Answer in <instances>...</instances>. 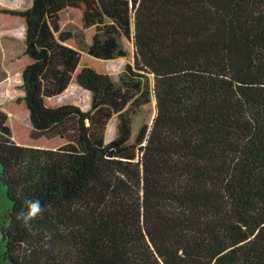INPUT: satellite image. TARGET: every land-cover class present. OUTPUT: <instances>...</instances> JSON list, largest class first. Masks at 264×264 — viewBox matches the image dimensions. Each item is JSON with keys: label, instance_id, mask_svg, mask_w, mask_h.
Returning <instances> with one entry per match:
<instances>
[{"label": "trees", "instance_id": "16d2710c", "mask_svg": "<svg viewBox=\"0 0 264 264\" xmlns=\"http://www.w3.org/2000/svg\"><path fill=\"white\" fill-rule=\"evenodd\" d=\"M0 22L25 28L23 94L0 107L8 264H264V0H32ZM73 80L88 110L53 102Z\"/></svg>", "mask_w": 264, "mask_h": 264}, {"label": "rangeland", "instance_id": "374dc122", "mask_svg": "<svg viewBox=\"0 0 264 264\" xmlns=\"http://www.w3.org/2000/svg\"><path fill=\"white\" fill-rule=\"evenodd\" d=\"M31 2L32 0H0V6L26 9L31 5ZM59 24L60 29L69 30L76 34V43L80 44L82 40V28L79 18L68 11H64L61 13ZM24 31L25 28L22 25L3 28L0 22V107H2L1 105L4 102L12 103L15 98L23 94L21 89V74L16 69V65L18 64V55L24 48ZM126 62V60L118 58L105 60L104 71L114 81H117ZM53 102L57 105L74 104L82 110H88L91 106V93L73 80L62 94L53 98ZM152 111L154 112V105ZM152 111L141 108L132 116L130 143L133 142L144 120L151 116ZM9 120L10 122L16 121L22 125H26L28 122V112L27 110L16 111L9 115ZM117 122L116 116H113L109 121L105 132L106 142L116 137ZM10 205L11 202L7 196L6 187L0 181V264H8L3 258L5 243L2 240V229L8 224L7 213Z\"/></svg>", "mask_w": 264, "mask_h": 264}, {"label": "clouds", "instance_id": "9594fccd", "mask_svg": "<svg viewBox=\"0 0 264 264\" xmlns=\"http://www.w3.org/2000/svg\"><path fill=\"white\" fill-rule=\"evenodd\" d=\"M24 204L26 208L17 214V219L20 221L22 227L29 228L31 222L41 216L44 208L38 199H26Z\"/></svg>", "mask_w": 264, "mask_h": 264}]
</instances>
